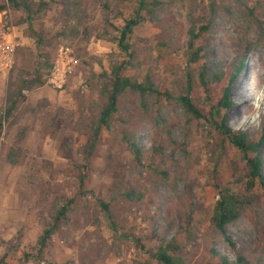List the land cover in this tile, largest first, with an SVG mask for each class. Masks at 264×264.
<instances>
[{"label":"rangeland","instance_id":"374dc122","mask_svg":"<svg viewBox=\"0 0 264 264\" xmlns=\"http://www.w3.org/2000/svg\"><path fill=\"white\" fill-rule=\"evenodd\" d=\"M76 1L87 14L83 25L89 28V40L77 44L59 37L44 47L55 60L54 68L47 72V83L25 92L26 101L5 123L0 137V256L10 247V264H37L24 263L22 259L25 253L37 252L43 215L77 193L76 165L83 160L104 102L100 75L110 70L113 61L127 57L118 48L117 32L109 21L122 24V17L132 14L134 4L126 0ZM163 1L164 5L148 22L135 28L130 38L135 54L127 57L130 61L127 74L138 80L149 74L165 91L174 90L185 73L184 46L191 16L202 13L207 1ZM5 3L8 1L0 0V7ZM51 7L36 25L55 34L62 25L61 7L55 3ZM19 17L10 7L0 10V118L18 77L23 71L32 70L40 53L28 25H20ZM211 27L206 50L211 75L231 72L239 51L252 47L246 71L231 89L234 104L227 113V123L259 138L264 128V0H219ZM146 101L149 112L142 109L139 96L128 92L122 97L120 111L111 129L103 130L92 159L87 185L90 193L79 197L72 206L69 218L53 235L46 259L40 264H158L149 253L138 252L131 243L115 235L96 197L111 200L110 189L115 181L121 180L122 191L134 189L138 194L132 201L121 199L114 204L121 231L136 235L156 233L158 237L167 233L172 238L179 228L177 211L185 197L184 184L189 172L204 185L199 192L206 204L205 211L196 217L199 240L189 264H204L211 246L233 262L239 254L249 264H264V198L239 221L228 225L234 249L210 224L218 192L207 185V171L213 164L207 146L215 133L204 123L200 132L187 138V115L180 105L160 100V117L169 123L165 127L156 123L153 99L147 97ZM124 126L146 152L145 163L155 140L166 144L167 153L178 161L171 182L165 183L154 172L135 163L122 141ZM24 128V154L14 166L8 162V154ZM172 139L187 142L190 154L173 145ZM230 152L220 165L227 181L233 180L231 158L239 157L234 149ZM260 155L264 167V146ZM169 223H172L170 230ZM155 245L148 242L147 248L154 253Z\"/></svg>","mask_w":264,"mask_h":264},{"label":"trees","instance_id":"16d2710c","mask_svg":"<svg viewBox=\"0 0 264 264\" xmlns=\"http://www.w3.org/2000/svg\"><path fill=\"white\" fill-rule=\"evenodd\" d=\"M0 7L5 10L10 7L17 12L20 25H28L30 33L36 40L40 49L38 60L32 70L23 71L14 84V91L7 99V107L4 115L0 118V137L4 131L5 123L10 122L20 105L27 99L26 91H32L47 83V72L54 68V57L45 46H50L53 40L63 37L71 42L83 44L89 40L90 31L84 27L83 22L87 18L81 10L80 3L76 0H7ZM134 4V9L129 17H121L122 24L109 21V25L117 32L116 42L121 53L128 58L135 54L130 38L135 28L142 26L150 20L154 13L164 5L163 0H126ZM207 1L204 10L199 15H192L187 32V42L184 46V55L187 67L181 79L177 80L174 90H162L154 81L151 75L144 80H138L127 74L130 65L127 57L112 62L109 71H103L100 77L103 80L101 96L103 105L98 114L92 129L91 138L83 153V160L76 165L78 184L77 193L71 198L67 197L62 203L54 206L42 217V234L37 239V252L25 253L24 263L31 261L40 264L46 259V250L51 244L53 235L61 227V223L69 218L72 206L79 197L87 196L90 191L87 189L91 171L92 159L96 153L104 129H111L112 122L120 111L122 97L128 92L139 96L140 105L145 112H149L150 106L146 98L153 99L156 112V123L169 126L168 121L161 119L159 114V102L166 99L180 105L187 115L185 134L188 138L200 132L202 124L206 123L210 131L215 133L212 142L208 143L207 151L209 159L213 163L208 169V186H213L218 192V200L214 206L210 224L214 231L221 234L224 240L235 249L236 246L227 233V227L234 224L251 208L257 201L264 198V167L261 158V149L264 146V128L262 135L257 138L251 136L244 130L229 127L227 113L234 104L231 99V89L239 75L246 71V63L252 51V47H246L239 51L229 73H218L211 75L206 62V50L209 45L208 33L212 29L213 18L218 10L219 0ZM199 3V1H196ZM52 3L61 7L59 22L60 30L53 34L45 32L44 28L38 27L39 22L47 16L52 8ZM252 11V10H251ZM83 27V28H82ZM196 83L199 88L196 89ZM124 124L125 121H122ZM125 127V126H124ZM167 129V128H166ZM171 136V131H168ZM26 137V129H22L8 154V162L11 165H18L24 154L23 143ZM122 141L126 144L135 163L143 169L154 172L165 183L171 182L172 176L178 169V161L173 155L167 153V146L161 140H155L149 149L148 162L145 163L146 152L138 145L135 135L129 129L122 128ZM173 145L182 149L189 155L187 142L179 143L171 140ZM234 149L239 155L238 158H231L233 180L227 181L220 171L223 159ZM123 182L115 181L110 189L111 200H104L96 197L98 206L105 212L115 235L123 241L129 242L138 252L149 253L158 264H189L191 252L198 245L197 215L206 209V204L200 194L204 185L201 180L188 173L184 192L185 197L177 211L179 228L172 238L164 235L158 237L156 233L151 235H136L130 231H121L116 220L114 204L118 200L132 201L137 191L130 189L122 191ZM261 191V193H259ZM168 230L172 228L169 223ZM167 230V232H168ZM155 243V252L147 248V243ZM12 248H15L12 247ZM11 248L7 249L4 255L0 256V264H10ZM204 264H249L245 256L237 254L236 262L224 256L215 247L209 248V257Z\"/></svg>","mask_w":264,"mask_h":264}]
</instances>
